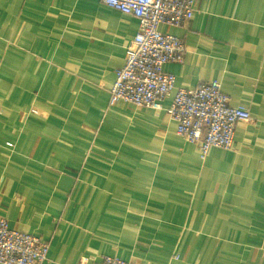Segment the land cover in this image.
<instances>
[{
    "label": "crops",
    "instance_id": "1",
    "mask_svg": "<svg viewBox=\"0 0 264 264\" xmlns=\"http://www.w3.org/2000/svg\"><path fill=\"white\" fill-rule=\"evenodd\" d=\"M138 29L99 0H0V216L44 264H264V0L159 25L187 47L176 87L218 80L251 113L204 160L166 111L110 105Z\"/></svg>",
    "mask_w": 264,
    "mask_h": 264
},
{
    "label": "built area",
    "instance_id": "2",
    "mask_svg": "<svg viewBox=\"0 0 264 264\" xmlns=\"http://www.w3.org/2000/svg\"><path fill=\"white\" fill-rule=\"evenodd\" d=\"M139 20L125 63L111 88L110 105L119 101L136 107L166 111L177 123V133L197 144L201 159L212 147L233 148L235 126L252 121L249 109L232 105L218 80L195 88L176 87V77L164 71L167 63L183 61L187 47L178 36L159 30L160 24L186 27L196 10V0H99ZM172 96L171 103L165 100ZM49 244L43 238L9 226L0 216V264H44ZM79 264H91L83 258ZM99 264H136L106 255Z\"/></svg>",
    "mask_w": 264,
    "mask_h": 264
}]
</instances>
